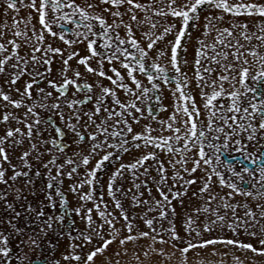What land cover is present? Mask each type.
<instances>
[{"label":"snow or ice","instance_id":"6c2138e0","mask_svg":"<svg viewBox=\"0 0 264 264\" xmlns=\"http://www.w3.org/2000/svg\"><path fill=\"white\" fill-rule=\"evenodd\" d=\"M0 5L5 17L20 7L30 10L25 19L13 16L11 38L4 39L8 25H0V74L5 76L3 84L8 89L0 86V101L4 102L0 104L4 109L0 111V124L6 125L0 134V184L7 186V190L0 191V202L9 212L0 217V264H97V257L99 264H121V254L129 256L125 245L141 238H148L150 243L142 250L134 248L127 264L132 260L135 264H151L153 257H161L163 264L177 252L181 264H188L190 250L215 244L264 255V227L259 234L252 230L264 220V0H83V4L77 0H0ZM201 12L206 13L203 24L199 23ZM240 17H258L253 25L255 31H250L247 20L241 21ZM34 18L36 24H32ZM159 18L166 23L161 25ZM21 23L23 29L19 27ZM192 31L199 35L189 77L183 69L189 65ZM96 37L101 38L102 50L96 47ZM56 41L64 47L54 46ZM80 44L86 54L73 49V45ZM22 46L26 49L23 55L19 51ZM57 59L60 67L58 79H54L52 65ZM81 66L99 79L89 83L82 76ZM138 75L145 77L147 84ZM21 80L23 84L17 87ZM162 86L171 94V111L167 119L157 120L154 113L158 109L152 101L162 100ZM194 88L199 90V105ZM117 90L128 99L122 100ZM77 93L82 94L81 98ZM86 103H92V108L84 110ZM9 107L24 111L17 114L7 110ZM45 111L50 115L42 119ZM147 117L157 122L159 135L153 134L157 129L151 123L144 124L142 131H133V124ZM10 121L23 128L11 126ZM69 133L74 137L71 145L64 140ZM83 144L86 151H80ZM72 145L77 151L64 155L62 163H58ZM16 148H24L17 157L19 164L13 163L9 155ZM141 148L146 151L131 162H120L122 154ZM157 151L169 159L161 160ZM45 155L48 159H44ZM93 159L94 165L88 167ZM33 161L46 171L35 168L33 172ZM106 163L118 164L108 176L107 193L119 216L108 211L107 205L102 208V200L96 203L93 194L92 186L98 183V173L105 170ZM66 166H71L70 170ZM80 166L85 169L82 176ZM9 168L11 176L6 178ZM198 171L199 177L195 175ZM125 173L130 175L132 187L122 191L116 181ZM74 174L80 178L69 185V191L81 206L69 208L61 190L62 178L72 180ZM41 176L45 177L41 188L44 200L34 207L27 202L24 191L35 196L36 178ZM20 180L23 183L19 187L9 184ZM85 185L88 190L82 191ZM193 185L198 186L191 197L201 203L183 217L181 228L186 236L191 237L193 232L200 236L201 226L196 220L205 214L214 219L202 223L204 232L216 230L217 225L226 226L235 236L244 233L256 238L260 247L224 236L193 243L179 234L171 220L167 228L154 227L159 220L175 216L174 200L184 207V197ZM54 186L58 201L53 200L50 191ZM153 186L158 199L152 196ZM214 186L220 192L225 188L228 191L221 195L213 190ZM141 188L149 198H142ZM117 192L132 193V204L147 206L146 212L157 211L156 217H143L148 231L134 233V224L116 198ZM9 195L19 203V211L8 201ZM237 195L246 198L245 202H232ZM249 197L258 201L255 209L259 217L247 203ZM89 201L93 206L81 214ZM45 207L53 212L46 213ZM221 208L225 213L231 211L230 219L221 214ZM238 209H243L242 215H237ZM93 210L100 218L99 224L93 220ZM73 213L85 222V229H75L73 220L65 225ZM121 219L126 235L116 228ZM65 238L66 250L60 259H41L38 253L33 260L24 252L27 248L49 250L51 254L59 240ZM113 242H118L119 249L106 255ZM157 243L168 244L172 250L156 248ZM90 245V250L85 251ZM216 254L213 249L212 255ZM233 259L241 264L238 257ZM197 264H203V260Z\"/></svg>","mask_w":264,"mask_h":264},{"label":"rangeland","instance_id":"374dc122","mask_svg":"<svg viewBox=\"0 0 264 264\" xmlns=\"http://www.w3.org/2000/svg\"><path fill=\"white\" fill-rule=\"evenodd\" d=\"M205 12H201V19H200V24H203V16L205 15ZM171 18L169 17L168 20H170ZM241 21L247 20V22L249 23V28L250 31H255V28L253 27V25L256 23V21L259 19L258 17H240L239 18ZM227 20V18H226ZM159 22L162 23H166L165 19L163 18H159ZM226 26V24L224 25ZM199 35L198 31H192L191 34V40L189 41L188 44V54H187V59L189 60V65L186 69H183L184 71H186L189 75V77L192 76V65H191V61L193 59V47L195 44V39L196 37ZM253 44L256 43L255 40H253L252 42ZM264 50V49H262ZM182 58H183V53L181 54ZM164 61H162L163 63ZM81 73L84 74V69H80ZM0 77H4V75L0 74ZM99 78H96L95 80H97ZM103 83L105 85H108V81L107 80H103ZM174 87V85H173ZM225 87H228V85H225ZM98 91V90H96ZM207 91V89H206ZM199 90L198 89H193V94L196 96V102L197 104H201V99L199 97L198 94ZM122 94V100L128 99V97H125L123 93ZM167 96L168 97V103H167V111H164L159 117L158 120H163V119H167L169 112L171 111V104H172V97L171 94L167 88ZM166 101V100H165ZM167 102V101H166ZM109 106H110V102H109ZM92 108V103L87 105L86 107H83L84 110H88ZM8 109L9 111L12 110ZM24 111L23 108H20L15 111L12 110V112L20 114ZM203 111V110H202ZM42 114H45L42 116V119L45 118L46 115L50 114L48 112H42ZM65 114L67 115V110H65ZM58 119V118H57ZM59 121V119H58ZM60 122V121H59ZM84 123V120H81V124ZM143 125L144 124H133V131H142L143 129ZM6 126V125H5ZM19 126L21 128H23V125H14ZM152 127L157 129L156 135L160 134L159 133V125L157 124L156 121H153ZM91 130V129H89ZM155 134V133H153ZM48 133H45V136H47ZM51 135H55L54 131L51 132ZM164 135H168L167 132L164 133ZM74 139V137H72L71 133L69 135L68 141L72 144V140ZM26 147V144H25ZM24 148H16L14 151H10L9 155L12 159L13 163L19 164V161L17 159V157L19 156L20 152L23 151ZM152 150V149H151ZM251 151V148L249 149ZM74 151H77L75 145H72L71 148H69L65 154H62L60 156V159L57 161L58 163H62L64 155H68L71 156L72 153ZM80 151H86V144L81 145L80 147ZM144 151H146L145 149H140V150H133L132 152H130L129 154H127L124 159L122 160V162L127 163V162H131L134 158L138 157L141 153H143ZM158 156H160V158H163V160H167L169 159V157L167 155H165L163 152L157 151ZM99 157H96V159H98ZM31 159V158H30ZM44 159H48V156L45 155ZM74 159H77L74 157ZM95 163V159H93L91 161V163L89 164L88 167H91L92 165H94ZM34 164V168H33V172L35 171V168H40V171L42 173H44L46 170L43 169L42 167H40V165L38 163H36L35 161H33ZM147 164L149 165H153L154 161H148ZM7 167V166H6ZM71 166H66V169L70 170ZM115 167H118V164H115L114 166H112L111 168H109L106 172V174L103 177L98 176V183H95L92 187H93V194L94 197L96 198L95 202L96 203H100V201H103V204L101 205V207L103 208V205H107L108 207V211L113 212L115 215L119 216V210L116 209L114 207V203L112 201V198L108 196L107 193V179L109 174L111 173V171H113L115 169ZM167 167V165H166ZM79 173L80 176L83 175L85 169L83 166H80L79 168ZM55 172V169H53V174ZM150 172L152 175H155V171L150 169ZM168 175L171 176V169L168 170ZM195 175L197 177H199L201 175V173L198 171L197 173H195ZM8 176H11V169L9 168L8 171L6 172V178ZM80 176H77L76 174H74L73 179L69 180L67 176H64L62 179L64 180V191L67 193L68 199L70 201V204L72 205L73 208L76 207H80L81 206V202L78 200L77 196L74 195L71 191H69V185L71 183H73L74 180H78L80 178ZM44 176H41L39 178H36V180H39L40 182H35L36 187H35V191H36V195H30V192L26 189L24 191V196L27 198L28 201L31 202V204L33 205H37L38 202H41L44 200V194L41 191V188L43 187V184L45 183V181H41L42 179H44ZM41 179V180H40ZM141 179H143V177H141ZM171 180L168 181L169 184H171ZM23 183V180H20L18 182H12L9 181V184H12L14 187H19L21 184ZM117 185H119L123 190L125 189H130L132 187L131 184V177L128 173H125L124 178L123 179H118L116 181ZM198 185H193L192 187L189 188L188 190V196L184 197V207L181 208L179 205L178 201H173V206L176 209L175 212V216L173 217L172 215L168 216L167 220H159L156 224H154V227H163V228H167L169 226V220L173 221L176 225L177 231L179 232V234L184 237L185 239H192L193 243H196L197 240L199 239H212L218 236H224V237H228V238H232V239H240L241 241L244 242H251L255 247L259 248L260 245L257 242L256 238L250 237L244 233H241L239 236H235L231 231H229L227 229V227L225 226L224 228H220L219 225H217L216 230L211 231V232H204L202 229V223L206 222L207 219H214V217L211 216H206L205 214H201L199 216V218L196 220L197 225L201 226V230H200V236L197 237L195 232L192 233L191 237H188L185 235V233L183 232L181 225L183 223V217L185 216V214L189 213L191 211L192 207L198 206L201 202L199 200H196L195 198L191 197V192L194 191L196 189ZM7 190V186L4 184H0V191H5ZM88 190V186L85 185L84 188L82 189V191H87ZM214 191L219 192L221 195L223 194V192H227L228 189L225 188L223 190V192H220V190L217 187H213ZM135 191V190H133ZM141 192L144 193V196L142 197L143 199H147L148 197V193L141 188L140 189ZM116 198L119 199L121 201V204L124 208V210L127 212L129 218L132 220L133 224H134V228L133 231L134 233L137 231H148L147 227L144 225L143 223V217L146 215L148 218H152V217H156L157 216V211H150V212H146V207L147 206H142V205H133L132 201H131V195L132 193H128L127 195H122L121 192H117L115 193ZM152 196L156 197L157 199L159 198L156 194V190L155 187H152ZM9 198L13 199L12 195L8 196ZM246 200V198L237 195L235 197V200L232 202H240V203H244ZM258 201L253 200L251 197L247 198V203L249 204L250 207L253 208L254 211H256L257 213V217H259V212L258 210L255 209V203ZM2 204H0L1 206ZM93 206V202L89 201L87 203L84 204V206L82 207V213L84 212V210L86 208H91ZM45 212L46 213H52V211H49V207H45ZM243 209H238L237 210V215H242ZM221 214H226V216L230 219L231 218V211H228L227 213H225V210L221 208ZM93 216V220L99 224L100 218L96 215L95 210H93L92 213ZM194 219H196L195 216H193ZM75 221H76V229H85V222L83 220H81V218L79 216L75 215ZM124 221L121 219L119 220V222L116 224V228L119 229L121 231V235H126L127 232L123 230L122 225H123ZM264 227V220H261L259 224L254 226V229L257 231V233L259 234L260 229ZM105 238H107V226L105 225ZM167 238V237H165ZM55 239V238H53ZM95 243V241H94ZM150 243V240L148 238H141L136 242H130L127 245H125V247H127L129 249V256L128 257H124L123 253L121 254L120 260H121V264H127V261L131 260V253L133 251L134 248L137 249H141L145 246H147ZM66 245H67V239L65 238L64 240H59L58 244H57V250H55L56 253H63L66 250ZM156 248H160L163 247L165 249V251H171V246L168 244L165 245H160V244H156L155 245ZM180 247H183V245H180ZM91 245L89 246V248L85 249V251L90 250ZM119 249V245L118 242H113V244L109 245L108 251L106 253V255H112L116 250ZM213 249H215L216 251V255H212ZM25 252H29L30 254H38L41 253L39 251V249H33L32 251H29L27 248L24 249ZM49 252V251H48ZM54 252V251H51ZM197 253H199V255H197ZM224 253H226L227 255H223ZM188 257V264H197V261L203 260V264H209V262H212V264H219V262H223V264H237V261L235 259H233V257H238L239 261L241 262V264H264V255H259L257 253H252L250 250H243V249H238L235 248L233 246H225L222 244H215V245H207L204 248H195L192 249L188 252L187 254ZM141 259H143V257H141ZM161 257H153L151 260V264H160L161 261ZM99 260L100 257H97V264H99ZM131 264H135V261L132 260ZM163 264H181V260H180V255L177 252L175 256L172 257L171 260L168 259H164L163 260Z\"/></svg>","mask_w":264,"mask_h":264},{"label":"flooded vegetation","instance_id":"af4514ba","mask_svg":"<svg viewBox=\"0 0 264 264\" xmlns=\"http://www.w3.org/2000/svg\"><path fill=\"white\" fill-rule=\"evenodd\" d=\"M77 2L83 4V0H77ZM29 11H30V10L27 9V8L20 7L18 12H15V13H14V12H12V11L10 10V11L8 12L7 17H5L4 14H3V5H0V25H3V24H5V23L8 25V29H5V30H4L5 33H6V34H5V38H4L5 40L8 39V38H11V37H10V33H9V29H12L11 21H12L13 16H15V17L17 18V20L25 19V18L27 17V14H28ZM33 17H35V13H33ZM32 24H36V20H35V18L32 20ZM160 24H161V23H160ZM163 24H164V23H162L161 25H163ZM19 27H20L21 29H23V28H24V24L21 23V24L19 25ZM37 27H39L38 24H37ZM13 30H14V29H13ZM29 34H31V33H29ZM191 34H192V32H191ZM69 35H70V34H69ZM121 35H123V31H122V30H121ZM138 38H139V37H138ZM46 39H50V38L46 37ZM96 39H97V41H98L96 47H97L99 50H102V49H100V47H99V42H100V39H101V38H100V37H96ZM169 39H171V37H169ZM54 46L64 47V45H63L61 42H59V41H56V42L54 43ZM75 48H79V49L81 50V54H86V53H85V49H84V45H82V44H80V45H73V49H75ZM19 51H20L21 55H23V54L25 53L26 49L22 46V47L20 48ZM70 63H71L73 66H75V60L70 61ZM114 63H115V62H114ZM92 65L95 66V60L92 61ZM116 66L118 67L119 65L117 64ZM59 67H60V65H59V61H58V59H57V62H55V63L52 65V78H54V79H58L57 72H58ZM108 67H109L108 64L105 63V69H106V70L108 69ZM81 68L83 69L82 66L80 67V69H81ZM109 74H111V73H109ZM82 76H83V78L86 79L89 83H94V82H95V79L98 78V77H96V76H94V75H92V74H90V73H86L85 71H84V74L82 73ZM4 79H5L4 77H0V86H3V87H4V90H5V91H8L7 87L4 86V84H3ZM25 79H26V78H25ZM138 79H141L145 84H147V80H146L145 77H143V76H139V75H138ZM22 84H23V80H21V81L18 82L17 87H20ZM40 86L43 87L44 85H40ZM94 91H96V90L94 89ZM121 93H122V92H120L119 90H117V94H118V96L122 99V94H121ZM53 94L55 95L56 93L54 92ZM161 94H162V100H161V101H159V102H157V101H155V100L152 101L153 106H154L155 108L158 109V111H156V112L154 113V114L156 115V117H157V120H158V117H159L164 111H167V103H168V97H167V96H169V95H167V87H163V86H162V88H161ZM11 95L13 96V98H17L15 92H12ZM33 96H35V92H33ZM69 96H71V92H69ZM81 96H82V94L77 93V98H81ZM165 100H166L167 102H166ZM2 103H4V102H3V101H0V104H2ZM89 104H91V103H86V104H84L82 107H86V106L89 105ZM8 109H11V107H9ZM8 109H7V110H8ZM3 110H4V109H0V111H3ZM12 110L15 111V109H12ZM12 110H10V111H12ZM17 110H18V109H16V112H17ZM43 115H45V114H42V113H41V117H42ZM48 115H50V114H48ZM48 115H46L45 118H46ZM146 115H147V114H146ZM9 123H10L11 126H13V127H15L14 125H16L14 121H10ZM57 123H58V124L60 123V122L58 121V119H57ZM146 123H151V126H152V124H153V120H151V117H147L146 119H143V120L140 121V124H141V125H142V124H146ZM5 127H6L5 125L0 124V134H3V129H4ZM158 131H159V130H158ZM156 132H157V131H156ZM156 132H154V133H155L154 135H156ZM69 135H70V133L67 134V135L64 137V140H65V142H66L67 144H70V145H71V143L68 141ZM157 135H158V134H157ZM69 148H71V146L68 147V148L66 149V151H67ZM141 149H144V148H141ZM147 150H148V151H151V148H148ZM101 154H102V153H101ZM128 154H129V153H128ZM126 155H127V154H122V155H121V160H120V162H122V160L124 159V157H125ZM158 157L160 158V156H158ZM160 159L163 160V158H160ZM150 162H151V161H150ZM115 164H117V163H106V165H105V170L99 172V173H98V176L103 177V176L106 174L107 170H108L109 168H111L112 166H114ZM237 168H239V165H237ZM245 175H246V174H245ZM40 180H41V179H40ZM41 181H45V178L42 179ZM36 182L38 183V182H40V181H39V180H36ZM61 190H62V192H64L65 195L67 196V193L64 191V180H63V183H62V185H61ZM50 191L53 192V200H54V201H58V197L55 196V186H54V188H53L52 190H50ZM30 195H31V194H30ZM11 199H12V198H9V197H8V201H9L10 203H13V204H14V207L16 208V210L19 211V210H20L19 203L15 202L14 200H11ZM67 201H68L67 206H68L69 208H73L72 205L70 204V201H69V199H68V196H67ZM27 202H28V203H31V202L28 201V200H27ZM0 204H2V205L0 206V217L8 216V215H9V212H7V211L5 210L4 205H3V202H0ZM33 206L35 207V205H33ZM49 211H52V212H53V209L49 208ZM56 211H59V206H57ZM69 220H73V221H75V214H74V213H73L70 217L66 218V220H65V222H64L65 225H67V224L69 223ZM76 226H77V224H76V221H75V225H74V228H75V229H76ZM62 240H64V239H62ZM112 244H113V243H112ZM55 250H57V247L55 248ZM55 250H54V252H51V254L48 252L49 250H44V251L39 250V251L41 252V253H39L40 258L43 259L45 256H48L50 261L53 260V259H60L62 254H61V253H60V254H59V253H56ZM24 252H25V250H24ZM25 253H27L28 256H29L31 259H33V260H35V258H36V256H37V254H30L29 252H25ZM37 264H38V262H37ZM61 264H64V262L61 261Z\"/></svg>","mask_w":264,"mask_h":264}]
</instances>
